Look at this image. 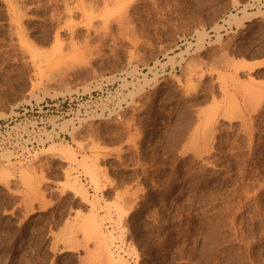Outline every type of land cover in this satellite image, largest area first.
I'll use <instances>...</instances> for the list:
<instances>
[{"label": "rangeland", "instance_id": "rangeland-1", "mask_svg": "<svg viewBox=\"0 0 264 264\" xmlns=\"http://www.w3.org/2000/svg\"><path fill=\"white\" fill-rule=\"evenodd\" d=\"M263 3L0 0V119L79 96L29 164L0 159V264H111L93 217L117 264H264ZM49 145L98 162L99 187Z\"/></svg>", "mask_w": 264, "mask_h": 264}, {"label": "built area", "instance_id": "built-area-1", "mask_svg": "<svg viewBox=\"0 0 264 264\" xmlns=\"http://www.w3.org/2000/svg\"><path fill=\"white\" fill-rule=\"evenodd\" d=\"M77 97L23 103L15 107L12 115L0 119V159L9 154L12 161H30L51 142L54 126L74 113Z\"/></svg>", "mask_w": 264, "mask_h": 264}, {"label": "bare ground", "instance_id": "bare-ground-1", "mask_svg": "<svg viewBox=\"0 0 264 264\" xmlns=\"http://www.w3.org/2000/svg\"><path fill=\"white\" fill-rule=\"evenodd\" d=\"M82 1H84V0H82ZM16 2V1H15ZM18 2V1H17ZM20 2H22L23 3V1H20ZM69 4V3H68ZM67 4V6H69ZM264 4V3H263ZM18 5H20V4H18ZM22 6H24V5H22L21 4V7ZM87 7V6H86ZM7 8V7H6ZM26 8V7H25ZM69 8V7H68ZM68 8H67V10H68ZM3 9V8H2ZM18 10V9H17ZM19 10H21L20 9V7H19ZM19 10H18V12H19ZM25 9H23L22 11H24ZM70 10V9H69ZM13 11V10H12ZM14 12V11H13ZM12 12V13H13ZM67 12V11H66ZM73 12V11H72ZM69 13H70V11H69ZM246 13V12H245ZM243 14L242 16H244V18L246 17L247 19L248 18H250L249 17V15H247V14ZM255 15V14H254ZM228 16V15H227ZM248 16V17H247ZM252 17V16H251ZM231 18V17H230ZM232 18L236 21L237 20V24H240L239 22L240 21H242L243 19H240V16H239V18L236 16V14H233V16H232ZM240 20L239 22H238V19ZM241 18H243V17H241ZM24 19V18H23ZM231 20L230 19V21H232V22H234V20ZM9 20H10V18H9ZM25 20V19H24ZM11 21V20H10ZM228 21V20H227ZM12 22V21H11ZM19 21H17V23H18ZM225 22V21H224ZM232 22H230V23H228V24H230L231 25V23ZM16 23V24H17ZM20 23V22H19ZM69 23V22H68ZM235 23V22H234ZM70 24H71V21H70ZM227 24V25H228ZM215 26V25H214ZM221 26V25H220ZM13 27V26H12ZM217 28H219L218 26H217ZM212 29V28H211ZM213 29H214V27H213ZM13 30V29H12ZM216 32V31H215ZM199 34V32L197 33V35ZM201 35V34H200ZM204 35V34H203ZM205 36V35H204ZM219 37V34H218V36H217V38ZM18 38V37H17ZM57 39V38H56ZM72 39V38H71ZM24 41H25V39H24ZM23 41V42H24ZM71 41V40H70ZM201 41H202V39H201ZM220 41V40H219ZM19 43H21L20 42V40H19ZM69 44V43H68ZM73 44V43H72ZM71 44V46H73ZM197 44H199L198 43V41H197ZM202 44V43H201ZM27 45H28V43H27ZM196 45V44H195ZM246 45V44H245ZM262 45V44H261ZM25 46V45H24ZM70 46V45H69ZM189 46V45H188ZM28 47V46H27ZM244 47H246V46H244ZM59 48H60V45H59ZM58 48V49H59ZM72 48V47H71ZM189 48V47H188ZM219 48V47H218ZM222 48V47H221ZM187 49V48H186ZM185 49V50H186ZM31 50V49H30ZM32 51V50H31ZM59 51V50H58ZM58 51H57V53H58ZM62 51V50H61ZM248 51V50H247ZM63 52V51H62ZM181 52H183V51H181ZM25 53V52H24ZM61 53V52H60ZM184 53H186V52H183L182 54H184ZM182 54H180V55H182ZM259 55V54H258ZM41 56V55H40ZM166 56V55H165ZM225 56V55H224ZM38 57V56H37ZM41 58V57H40ZM168 58V57H167ZM173 58V56H171V59ZM228 58V57H227ZM226 57H224V58H222V59H227ZM44 59V58H43ZM170 58H169V60H171ZM183 59V58H182ZM174 60V59H173ZM226 61V60H225ZM227 61H229L228 59H227ZM168 62V61H167ZM166 62V63H167ZM180 63V62H179ZM230 63V62H229ZM39 64H41V63H39ZM225 64H228V63H226L225 62ZM181 66V65H180ZM42 67V66H41ZM173 67H174V65H173ZM152 68V67H151ZM183 68V67H182ZM39 69H40V67H39ZM190 69V68H189ZM188 69V70H189ZM45 71H46V68L44 69ZM44 70H42L43 72H39L40 73V76L42 77V79H43V77L45 78V72H44ZM133 71H135V70H133ZM149 71H151V70H149ZM123 72V71H122ZM129 72V71H128ZM163 72V71H162ZM187 72V71H186ZM189 72V71H188ZM197 72V71H196ZM262 72V71H261ZM54 73V72H53ZM121 73V72H120ZM133 73V72H132ZM47 74V73H46ZM51 73L49 72V74H47L48 76H49V79H52L54 76H53V74H52V76L50 75ZM57 74H59V73H57ZM56 74V75H57ZM63 74V73H62ZM140 74H141V72H140ZM157 73L155 72L154 73V75H156ZM164 74V73H163ZM238 74V73H237ZM60 75V74H59ZM65 75H66V72H65ZM159 75V74H158ZM158 75H156V76H158ZM173 75V74H172ZM171 75V76H172ZM176 76V75H175ZM40 77V78H41ZM51 77V78H50ZM66 77H68V76H66ZM172 77H174V76H172ZM55 78V77H54ZM64 78V77H63ZM147 78V77H146ZM62 79V78H61ZM116 79H118V78H116ZM156 79V78H155ZM41 80V79H40ZM55 80V79H54ZM57 80V79H56ZM124 80H125V78H124ZM140 80V79H139ZM138 80V81H139ZM143 80V79H142ZM58 81V80H57ZM57 81H55V82H57ZM126 81V80H125ZM154 81V80H153ZM54 82V83H55ZM59 82V81H58ZM156 82V81H155ZM132 83V82H131ZM146 83V82H145ZM124 84H126V83H124ZM133 85H134V83H132ZM131 84V85H132ZM143 85V87L145 86V84L144 83H142ZM155 84V83H154ZM157 84V83H156ZM121 85H122V83H121ZM130 85V84H129ZM138 85V84H137ZM63 86V85H62ZM142 86H140L139 85V87H142ZM190 87V86H189ZM249 87V86H248ZM248 87H245V90H246V88L248 89ZM89 88V87H88ZM97 88V87H96ZM191 88V87H190ZM192 88H193V86H192ZM140 89H143V88H140ZM139 89V90H140ZM169 89V88H168ZM250 90H251V87L249 88ZM59 90V89H58ZM108 90V89H107ZM190 90V89H189ZM243 90V89H242ZM256 90V89H255ZM165 91V90H164ZM254 91V90H253ZM257 91V94L259 93L258 92V90H256ZM70 92V91H69ZM72 92V91H71ZM163 92V91H162ZM177 92V91H176ZM184 92V91H183ZM188 92V91H187ZM244 92V91H243ZM247 92H249V91H247ZM57 93V92H56ZM168 93V92H167ZM58 94H60V93H58ZM61 94H64V93H61ZM69 94V93H68ZM71 94V93H70ZM159 94V93H158ZM166 94V93H165ZM185 94V93H184ZM250 94V93H249ZM252 95L254 94V93H251ZM264 94V93H263ZM78 95V94H77ZM248 95V94H247ZM252 95H251V97H252ZM60 96V95H59ZM62 96H64V95H62ZM175 96H176V94H175ZM245 96V95H244ZM243 96V97H244ZM256 95H253V97H255ZM257 96H259V95H257ZM263 96V95H262ZM248 97L251 99V97L248 95ZM247 97V98H248ZM253 97H252V99H253ZM261 97V96H260ZM54 98V97H53ZM107 98V97H106ZM245 98H246V96H245ZM247 98L245 99L246 100V102H248L249 101V99L247 100ZM263 98V100H264V97H262ZM79 99V98H78ZM81 99V98H80ZM171 99V98H170ZM250 100L251 101V103H253V100H255V99H253V100ZM263 100H262V102H263ZM90 101V100H89ZM125 101V100H124ZM249 101V102H250ZM256 102H257V100H255ZM260 102V101H259ZM104 105V104H103ZM118 105H120V104H118ZM255 105H256V103H255ZM96 106V105H95ZM105 106V105H104ZM116 106H117V104H116ZM94 107V106H93ZM258 107V106H257ZM85 108V107H84ZM113 108V107H112ZM119 108H121V107H119ZM100 109V108H99ZM108 109V108H107ZM103 110V109H102ZM101 110V111H102ZM109 110V109H108ZM263 110V109H262ZM79 111V110H78ZM104 111V110H103ZM10 112H11V110L9 111V114H10ZM86 112V111H85ZM77 113V112H76ZM9 114H8V116H9ZM13 114V113H12ZM84 114V113H83ZM108 114V113H107ZM102 115V114H101ZM6 116V115H5ZM78 117V116H77ZM226 117V116H225ZM72 118V117H71ZM87 118H89V117H87ZM91 118V117H90ZM177 118V117H176ZM179 118V117H178ZM232 118V117H231ZM67 119V118H66ZM243 119V118H242ZM244 119H245V117H244ZM73 120V119H72ZM85 120V119H84ZM179 120V119H178ZM233 120H234V117H233ZM81 121V120H80ZM230 121V120H229ZM243 121V120H242ZM79 122V121H78ZM211 122V121H210ZM69 123H71V120H66V122H63V126L64 127H67L68 126V124ZM212 123H213V121H212ZM211 123V124H212ZM79 124H80V122H79ZM242 124V123H241ZM206 125V124H205ZM204 125V126H205ZM242 125H244V123L242 124ZM246 125V124H245ZM244 125V126H245ZM247 125H248V123H247ZM250 125V124H249ZM215 126H217V125H215ZM61 127V126H60ZM247 127V126H246ZM210 128V127H209ZM228 128V127H227ZM77 129V128H76ZM224 129V128H223ZM62 130V129H61ZM210 130H212V129H210ZM229 130H231V129H229ZM253 130V129H252ZM258 130V129H257ZM63 131V130H62ZM75 131V130H74ZM198 131V130H197ZM203 131V130H202ZM72 132V131H71ZM211 133L213 132V131H210ZM209 132V133H210ZM242 132V131H241ZM197 133V132H196ZM204 133V132H203ZM202 133V134H203ZM210 133V134H211ZM251 133V132H250ZM58 134V132H56V135ZM253 134V133H252ZM71 135V134H70ZM73 135V134H72ZM205 135V137H207L206 136V133L204 134ZM203 135V136H204ZM246 135V134H245ZM251 135V134H250ZM198 136V135H197ZM197 136H195L196 137V140H197ZM202 136V135H201ZM227 136V135H226ZM235 136V135H234ZM57 137V136H56ZM229 137V136H228ZM203 138V137H202ZM211 138V137H210ZM233 138V137H232ZM193 138H191V140H192ZM204 139V138H203ZM221 139V138H220ZM251 139V138H250ZM200 140V139H199ZM211 140V139H210ZM222 141V140H221ZM204 142H206L205 140H204ZM210 142V141H209ZM232 143V142H231ZM55 144V143H54ZM203 144V143H202ZM205 144V143H204ZM227 144V143H226ZM191 145V144H190ZM196 145H197V143H196ZM195 145V146H196ZM233 145V144H232ZM54 146V145H53ZM52 145H49L48 146V148H46V150L48 151V150H50V152H51V154H53L54 156L55 155H60V156H63L64 154H65V156L68 158L69 157V159H70V161L71 162H75V164L76 163H78V165H80L81 166V168L82 169H84V171L86 172V174H88V176L91 178V183L92 184H94L95 185V188L97 187H99V183H100V181H99V177H98V175H97V171H96V167H97V163L98 162H95V161H90V160H88L86 157L84 158V159H79L78 160V158L76 157V155H75V153L74 152H72V151H70V150H67V151H62L60 148H55V147H53ZM188 146H189V144H188ZM193 146V145H192ZM192 146H190V147H192ZM198 146V145H197ZM223 146V145H222ZM249 146V145H248ZM50 147H53V148H50ZM59 147H61V146H59ZM206 147V146H205ZM67 148V147H66ZM204 148V147H203ZM202 148V149H203ZM42 149V148H41ZM192 149V148H191ZM194 149V148H193ZM65 150V149H64ZM195 150V149H194ZM212 150V149H211ZM193 151V150H192ZM252 151V150H251ZM194 152V151H193ZM196 152V151H195ZM233 152V151H232ZM250 153V152H249ZM213 155V154H212ZM255 155V154H254ZM36 156V155H35ZM64 156V157H65ZM198 155H196V157H197ZM210 156V155H209ZM253 156V155H252ZM57 157V156H56ZM65 157V159H67ZM88 157V156H87ZM8 158V157H7ZM61 158V157H60ZM89 158V157H88ZM34 159V158H33ZM32 159V160H33ZM208 159V158H207ZM95 160H97V159H95ZM31 161V160H30ZM79 161V162H78ZM98 161V160H97ZM206 161V160H205ZM18 163V162H17ZM20 163V162H19ZM28 164L30 163V162H27ZM32 163V162H31ZM204 163V162H203ZM208 163V162H207ZM210 163V162H209ZM214 163V162H213ZM245 163V162H244ZM210 166V165H209ZM208 166V167H209ZM12 167V166H11ZM32 167V166H31ZM207 167V166H206ZM215 168V167H214ZM217 168V167H216ZM245 168V167H244ZM250 167H248V169H249ZM221 169V168H220ZM21 170H22V166H21ZM231 170V169H230ZM240 170V169H239ZM242 170H243V167H242ZM218 171V170H217ZM237 171V170H236ZM244 171V170H243ZM246 171V170H245ZM234 172V171H233ZM238 172V171H237ZM216 173V172H215ZM232 173V172H231ZM235 173V172H234ZM239 173V172H238ZM240 174V173H239ZM247 174V173H246ZM233 175V174H232ZM252 175V174H251ZM12 176V172H11V169L9 168V166H1L0 165V185H1V183L2 182H4L5 181V183L7 182L8 183V181H6V180H8L10 177ZM21 176H22V179H25L27 182L24 184L26 187H27V189L28 188H30V192L32 193L33 192V190H31L32 188L33 189H35L36 188V185H35V187H33L34 185H32V184H29V183H35V182H30L31 181V177H30V172L29 171H25L24 169H23V171H21ZM86 176V175H85ZM240 176V175H239ZM242 176V175H241ZM33 177V176H32ZM184 177V176H183ZM238 177V176H237ZM14 178V177H13ZM227 178V177H226ZM236 178V177H235ZM239 178V177H238ZM77 179V178H76ZM75 179V182L71 185V188L70 189H72V191L74 192V193H76V195H79V196H82V198H84V202L85 203H89V204H91L92 205V208H94V203H92V200H89V198L87 197V194L84 192V191H86V189H84L83 190V192H81L82 191V188H81V186L79 187H77V180ZM106 179V178H105ZM81 180V179H80ZM251 180V179H250ZM257 180V179H256ZM253 181V180H252ZM182 182V181H181ZM24 183V182H23ZM106 183V182H105ZM252 183V182H251ZM250 183V184H251ZM258 183H259V181H258ZM215 184V183H214ZM225 184H227V183H225ZM255 184V183H254ZM111 185V184H110ZM246 185V184H245ZM247 185H248V183H247ZM258 185V184H257ZM252 186V185H251ZM27 189H25V190H27ZM36 191H38L37 189H35ZM34 190V191H35ZM235 190V189H234ZM262 190V189H261ZM29 191V190H28ZM28 191H27V193H28ZM184 191V190H183ZM246 191V190H245ZM181 192V191H180ZM234 192V191H233ZM238 192V191H237ZM253 193V192H252ZM25 194H26V192H25ZM29 194V193H28ZM34 194V193H33ZM37 194V192L35 193V195ZM237 194V193H236ZM255 194V193H254ZM31 195V194H30ZM38 195V194H37ZM247 195V194H246ZM250 194L248 193V197H250L249 196ZM251 196H253L252 194H251ZM256 197V196H255ZM251 199H252V197H250ZM249 198V199H250ZM125 199V198H124ZM248 199V198H247ZM95 200V199H94ZM126 200H127V198H126ZM128 200H129V198H128ZM131 200V199H130ZM240 200H241V198H240ZM246 201V200H245ZM258 201V200H257ZM261 201V200H260ZM239 202V201H238ZM107 203V202H106ZM105 203V204H106ZM123 203V202H122ZM130 203V202H129ZM128 203V204H129ZM239 203H241V202H239ZM251 203V202H250ZM256 203V202H255ZM258 203V202H257ZM133 204V203H132ZM229 204V203H228ZM233 204V203H232ZM247 204V203H246ZM108 205V204H107ZM115 206H116V204H115ZM118 206L119 205H117V207H115V208H118ZM256 206V205H255ZM260 206V205H259ZM121 207V206H120ZM232 207V206H231ZM234 207V206H233ZM251 207V206H250ZM249 207V208H250ZM135 208V207H134ZM95 209V208H94ZM244 209V208H243ZM261 209H263V208H261ZM123 210V209H122ZM121 211V210H120ZM119 211V212H120ZM123 212L124 213H126L124 210L122 211V215H123ZM257 212V211H256ZM128 213V212H127ZM259 213V212H258ZM257 213V214H258ZM264 214V213H263ZM262 216V215H261ZM242 220V219H241ZM251 221V220H250ZM87 222V221H86ZM115 222V221H114ZM99 223V222H98ZM97 223V220L93 217V218H91L90 220L88 219V222L87 223H85L86 225V227L88 228V230H89V232L91 233V235H93V237H95L96 236V238H97V249L99 248V250H97L99 253H100V251H101V256L103 255V253L105 254V256L107 255V257H108V259L110 260L109 262H111V264H117V260L115 261L114 260V258L112 257V255H111V253L109 252V248H108V244H107V240L106 239H108V238H105L106 237V235L104 234V233H102V231H101V229H100V227H99V224ZM240 223V222H239ZM260 223H262V222H260ZM116 224V223H115ZM119 224H121V223H119ZM245 224V223H244ZM248 224V223H247ZM241 225V224H240ZM261 225V224H260ZM229 225H227V227H228ZM231 226H233V225H231ZM245 226V225H244ZM246 227V226H245ZM229 228H231L230 226H229ZM249 228V227H248ZM87 230V229H86ZM87 230V231H88ZM228 230H230V229H228ZM251 230H252V227H251ZM258 230V229H257ZM232 232V231H231ZM77 233V232H76ZM93 233V234H92ZM110 233V232H109ZM112 233V232H111ZM229 233H230V231H229ZM250 233V232H249ZM263 233V232H262ZM235 234H236V232H235ZM87 235V234H86ZM103 235H105V236H103ZM238 236V235H237ZM242 236V235H241ZM110 237V236H109ZM217 237V236H216ZM236 237V236H235ZM239 237H240V235H239ZM243 237V236H242ZM254 237V236H253ZM252 237V238H253ZM264 237V236H263ZM236 238H238V237H236ZM239 239V238H238ZM247 239V238H246ZM251 239V238H250ZM255 239V238H254ZM243 240V239H242ZM245 240V239H244ZM243 240V241H244ZM229 241V240H228ZM96 242V241H95ZM256 242V241H255ZM226 243V242H225ZM112 244V243H111ZM208 245V244H207ZM226 245V244H225ZM96 246V245H95ZM117 246V245H116ZM221 246V245H220ZM119 247V246H118ZM207 247V246H206ZM241 247V246H240ZM116 248V247H115ZM214 248V247H213ZM229 248V247H228ZM87 249H89V248H87ZM121 249V248H120ZM123 249V248H122ZM127 249V248H126ZM220 249V248H219ZM222 249V248H221ZM253 249V248H252ZM85 250H86V248H85ZM232 250V249H231ZM251 250V249H250ZM116 251V250H115ZM119 251H121V250H119ZM123 251V250H122ZM252 251V250H251ZM103 252V253H102ZM244 252H245V250H244ZM86 253V252H85ZM91 253V252H90ZM208 253V252H207ZM245 253H247V252H245ZM87 254H88V251H87ZM89 255V254H88ZM129 255H131V253H129ZM216 256V255H215ZM228 256V255H227ZM86 257V256H85ZM88 257V256H87ZM103 257H104V255H103ZM103 257H101V258H103ZM232 257V256H231ZM104 258H106V257H104ZM252 258V257H251ZM227 259H228V257H227ZM104 260V259H103ZM106 260V259H105ZM118 260H121V259H118ZM213 260V259H212ZM245 260V259H244ZM252 260V259H251ZM260 260V259H259ZM218 261V260H217ZM113 262V263H112ZM244 262V261H243ZM215 263V262H214ZM242 263V262H241ZM249 263V262H248ZM254 263V262H253ZM258 263V262H257ZM120 264V263H119ZM230 264V263H229ZM254 264H256V263H254Z\"/></svg>", "mask_w": 264, "mask_h": 264}]
</instances>
